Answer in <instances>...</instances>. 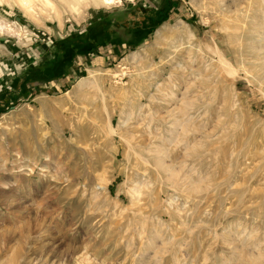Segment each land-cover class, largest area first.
Masks as SVG:
<instances>
[{"label": "rangeland", "instance_id": "obj_1", "mask_svg": "<svg viewBox=\"0 0 264 264\" xmlns=\"http://www.w3.org/2000/svg\"><path fill=\"white\" fill-rule=\"evenodd\" d=\"M106 1L0 0V264H264V0Z\"/></svg>", "mask_w": 264, "mask_h": 264}, {"label": "trees", "instance_id": "obj_2", "mask_svg": "<svg viewBox=\"0 0 264 264\" xmlns=\"http://www.w3.org/2000/svg\"><path fill=\"white\" fill-rule=\"evenodd\" d=\"M145 15L146 14H144V16ZM154 16L155 17H150V16L147 17V15H146V17H143L142 20H140L139 22H137L136 24H134L132 29L135 30V31H133V33L134 32H137V36L138 37L141 36V34L144 33L145 31H148V33H150V32H152L154 30V28L158 24H160L166 18V16H164V14H162V13H155ZM147 18L149 19V22L146 23L147 24V27H146V29H144L142 26L144 25L145 20ZM118 24L119 23H115L114 21H111V24L107 25V28H105V30H104L105 32L101 34L102 37H103V39H105L104 42L105 41H109V40L117 41V40H115L116 37L117 36L120 37L118 34L129 32V31L126 30V27L121 26V25H118ZM147 28H148V30H147ZM90 34H91V31H90ZM90 34H89V31L86 33V35H90ZM92 34H94V33H92ZM97 38L98 37L96 35H94V37H91L90 36V39L91 40L93 39V41L97 40ZM124 42H127V40H124ZM66 46L67 45H64L63 43H60V45H58L57 47H55V53H56V55H59L61 53V51L63 50V48L66 47ZM75 51L76 50H74L73 47L70 48V49L67 47L65 49L64 53H62V55L64 56V60H66V61L69 62L70 58H66L68 56V53L69 52L71 54H73L72 57L77 52H80V51H76V52ZM60 61L62 62V60H60ZM55 64H57V63H55Z\"/></svg>", "mask_w": 264, "mask_h": 264}, {"label": "flooded vegetation", "instance_id": "obj_3", "mask_svg": "<svg viewBox=\"0 0 264 264\" xmlns=\"http://www.w3.org/2000/svg\"><path fill=\"white\" fill-rule=\"evenodd\" d=\"M146 15H147V17H155L154 16V13H145ZM146 17V16H145ZM143 18V17H142ZM142 20V19H141ZM133 21H134V17H133ZM149 22V19L147 18L146 20H145V23H144V26H145V28L147 27V24L146 23H148ZM143 27V26H142ZM144 28V27H143Z\"/></svg>", "mask_w": 264, "mask_h": 264}, {"label": "bare ground", "instance_id": "obj_4", "mask_svg": "<svg viewBox=\"0 0 264 264\" xmlns=\"http://www.w3.org/2000/svg\"><path fill=\"white\" fill-rule=\"evenodd\" d=\"M106 1V0H105ZM110 2H112L111 0H107L106 3L109 4ZM23 3V2H22ZM25 3V2H24ZM225 65H230L232 66L228 61L227 62H224Z\"/></svg>", "mask_w": 264, "mask_h": 264}, {"label": "crops", "instance_id": "obj_5", "mask_svg": "<svg viewBox=\"0 0 264 264\" xmlns=\"http://www.w3.org/2000/svg\"><path fill=\"white\" fill-rule=\"evenodd\" d=\"M155 13H161V12L158 10V11H154V15H155ZM131 20H133V18H131ZM143 27H144V29H146L144 25H143Z\"/></svg>", "mask_w": 264, "mask_h": 264}]
</instances>
